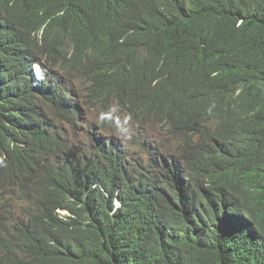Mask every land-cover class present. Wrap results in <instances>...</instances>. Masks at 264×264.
<instances>
[{"label": "trees", "instance_id": "16d2710c", "mask_svg": "<svg viewBox=\"0 0 264 264\" xmlns=\"http://www.w3.org/2000/svg\"><path fill=\"white\" fill-rule=\"evenodd\" d=\"M0 264H264V0H0Z\"/></svg>", "mask_w": 264, "mask_h": 264}, {"label": "clouds", "instance_id": "9594fccd", "mask_svg": "<svg viewBox=\"0 0 264 264\" xmlns=\"http://www.w3.org/2000/svg\"><path fill=\"white\" fill-rule=\"evenodd\" d=\"M163 122H165V124H167V125H162V123H159V126L161 128V134L159 133L160 137H161V141L156 140V136L154 138V137H151L150 134H148L146 129L150 128V127H148V126L140 127V126H136V125H132V124L124 130V133H123V135L120 136V139L124 140L125 143L133 149L132 152H138L139 151L136 148L137 146H141L142 144L147 145L151 142L153 144H155L156 147H158L159 149L166 148L168 150H172L175 147L176 143L168 145V144L163 143L162 139L164 138L166 140H171L174 136V133H173L171 126L168 123V120L165 119ZM127 125H129V123H127ZM130 128H131V133L128 135V130ZM229 133H235V129L231 128L229 130Z\"/></svg>", "mask_w": 264, "mask_h": 264}, {"label": "rangeland", "instance_id": "374dc122", "mask_svg": "<svg viewBox=\"0 0 264 264\" xmlns=\"http://www.w3.org/2000/svg\"><path fill=\"white\" fill-rule=\"evenodd\" d=\"M97 111V110H96ZM93 116H91V118L93 119H96L97 120V113H93L92 114ZM130 125H131V123H130ZM152 130V132L155 134V136H156V140H158V141H161V137H160V134L156 131V130H153V129H151ZM131 133V128L128 130V135ZM63 214H66V213H63Z\"/></svg>", "mask_w": 264, "mask_h": 264}, {"label": "bare ground", "instance_id": "6f19581e", "mask_svg": "<svg viewBox=\"0 0 264 264\" xmlns=\"http://www.w3.org/2000/svg\"><path fill=\"white\" fill-rule=\"evenodd\" d=\"M91 116H93V115H91ZM84 119H87V118H84ZM151 151H152V148H151Z\"/></svg>", "mask_w": 264, "mask_h": 264}, {"label": "water", "instance_id": "95a60500", "mask_svg": "<svg viewBox=\"0 0 264 264\" xmlns=\"http://www.w3.org/2000/svg\"><path fill=\"white\" fill-rule=\"evenodd\" d=\"M154 146H156V145L154 144Z\"/></svg>", "mask_w": 264, "mask_h": 264}]
</instances>
